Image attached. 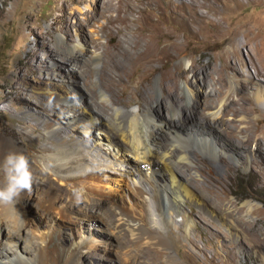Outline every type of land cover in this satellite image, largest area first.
<instances>
[{
	"label": "bare ground",
	"instance_id": "obj_1",
	"mask_svg": "<svg viewBox=\"0 0 264 264\" xmlns=\"http://www.w3.org/2000/svg\"><path fill=\"white\" fill-rule=\"evenodd\" d=\"M79 1L81 0L71 2ZM146 3H149L148 0ZM202 5L198 1L194 8L196 14ZM78 10L81 11V8ZM134 11L138 15H134ZM75 13L76 9L72 8L69 16L64 17L60 26L63 32L73 23L71 17L75 16ZM85 14L87 27L93 33L92 44L83 42L79 35L73 43H68L59 35L62 45L57 48L51 46L49 52L51 65L58 70L54 77H58L59 81L49 83L59 86L63 85L65 77H80L86 86L92 87L93 95L96 94L101 99V104L96 102L94 108L102 114L104 121L99 115H95V111H90L87 117L79 119L78 116L86 112V106L79 98L70 95L72 93L62 97L55 95V99H51L52 109L61 113L64 120L67 115L63 112L71 114L68 119L70 125L76 124L78 118L82 128L103 132L108 143L117 145L116 151L114 149L108 152L113 155L117 164L131 162L126 154L133 155L137 163L126 167L125 172L120 175L134 176L130 182L137 185L130 191L134 192L135 198L128 201L129 206L123 200L114 204L112 200L105 201L100 192L79 185L80 183L77 185L78 178L87 175L98 178L108 168L97 163L93 153L95 146L88 141L87 133H72L68 128L51 122L47 123L46 130L59 138L58 152L51 158L52 161L58 162L59 176L73 188L61 191L51 182H43V179L49 178L50 172L41 163L37 165V171L34 173L31 193L24 191V196L37 197L38 206L42 211L55 208L63 215H70L74 211L86 209L101 213L106 216L114 232L121 233L126 229L134 235L137 247L143 244H157L167 249L169 240L163 232L177 225L174 214L181 213L182 220L178 224L184 225L186 229L192 224L193 220L181 208V203L186 201L207 208L206 211L217 217L221 225L233 229V236H236L238 228L245 225L247 218L244 221L235 219L243 208L238 207L235 200L227 198L218 185L223 178V168L228 167L234 160L239 161L241 157H245V166L251 162L258 163L259 158L264 160V127L254 122L255 107L243 108L245 101L261 104L260 90L258 89L255 97L243 94L236 100L231 98L234 85L224 78L225 72L235 71L239 65L244 64L237 55L233 38L229 37L227 47L220 52L221 69H217L213 62L203 65L197 58H192L190 66L187 67L186 58L182 54L184 42L179 41V35L176 32L157 29L158 18L146 14L145 8H140L135 1L107 0L99 13L86 11ZM100 17L105 21L99 22ZM199 33L197 30L192 32L194 36ZM228 33V28L219 27L212 36L215 40L223 42ZM114 34L119 35L115 44L100 41L101 35ZM256 38L259 43L255 42L254 46L247 47L250 61L255 66V74L261 71L264 73V44L259 35L254 33H248L243 40L248 43ZM174 59L178 61L175 68L171 69L168 64ZM245 75L247 81L240 85L242 90L249 87V78L253 76L252 73ZM202 86L210 88L203 93ZM226 93H229L228 97L224 96ZM201 95L203 102L199 99ZM187 97L191 103L189 107H185L184 100ZM37 103L41 104L40 101ZM162 107L171 113L170 121L163 122L154 115V111ZM26 115L39 120L34 112H27ZM175 117H179L180 122H186L184 129L177 128L179 123ZM161 133L169 136V142L166 141L168 143L159 142ZM117 136L129 145V149H126L128 152L120 150ZM217 139L223 140L222 145H219ZM190 145L207 149L219 159L217 164H208V175L204 182L202 181V189L215 196V199L211 200L214 207L212 209L208 208L203 199L206 195L204 191L199 189L197 193L193 185L188 183L189 179L197 177V172L190 165L179 163L186 161L193 164L195 155L191 152ZM9 150L25 153L18 141L0 136V159ZM154 162L161 163L158 173L167 175L161 184L153 178L151 165ZM107 164L109 168H116L111 160ZM144 165L148 166L149 172L140 171ZM22 194L17 202L18 210L15 214L6 216L8 230L0 234V241L5 239L10 244L8 251L7 247L6 250L0 249V264H69L72 256L87 248L80 234L77 240L70 243L67 250H60L58 237L53 231L31 229V222L23 210ZM246 204L245 208L249 212L261 209L256 204ZM102 219L105 220L104 217ZM23 229L27 230L26 233L22 232ZM172 256L169 254L170 258ZM129 263H139L137 253L130 251Z\"/></svg>",
	"mask_w": 264,
	"mask_h": 264
},
{
	"label": "rangeland",
	"instance_id": "obj_2",
	"mask_svg": "<svg viewBox=\"0 0 264 264\" xmlns=\"http://www.w3.org/2000/svg\"><path fill=\"white\" fill-rule=\"evenodd\" d=\"M71 1L0 0V136L12 138L22 145L30 160L33 176L37 171V165L43 163L50 173L48 172L49 178L42 181L51 182L58 190L68 191L73 187L59 176L58 162L54 160L53 162L51 158L58 152L59 138L49 130L47 131L46 126L51 122L68 128L67 130L72 133L81 135L87 133L88 141L95 146L93 153L97 163H100L102 167L106 165L108 170L98 178H92L89 175L80 177L77 185L80 183L79 185L100 192L104 195L105 201L112 200L114 204H119L123 200L129 206L128 201L135 198L134 192L130 190L137 184L130 182L134 176L120 175V173L125 172L126 167L137 163L133 155L126 154L131 162L117 164L113 155L108 153L114 149L116 151L117 145L108 143L103 132L94 129L89 131L80 125L79 119L87 117L90 111H95V115H99L104 121L102 114L94 108L96 102L101 104V99L98 95H93L92 87L86 86L76 75L72 78L65 77L63 85L51 84L59 80L58 77H54V73L58 70L52 67L49 59L50 47L57 48L62 45L60 36L64 37L68 43H73L79 35L83 42L92 44L93 33L87 27L84 19L85 12L99 13L104 1L107 0ZM130 1H135L140 8L144 7L145 13L149 16L158 18L157 29L176 32L179 35V41L184 42L182 54L186 58L187 67L190 66L192 58H197L203 65L213 62L217 69H221L220 52L227 47L229 37H232L237 55L244 64L239 65L235 71L228 70L224 74L225 80L234 85L231 98L238 100L243 94L255 97L259 89L261 104L245 101L243 108L255 107L254 122L264 127V73L261 71L262 73L255 74V66L250 61V52L247 50V47L254 46L255 42L258 44L259 40L256 38L248 43L243 41L248 33H254L259 35L260 41L264 44V0H148V4L147 0ZM198 1L203 5L196 14L194 8ZM72 8L76 9L75 16L71 17L73 23L63 32L60 26L64 17L69 16ZM78 8H81V11ZM133 13L138 15L136 11ZM75 21H77L76 24ZM98 21L105 20L100 17ZM133 25L135 26L134 23ZM219 27L229 29L223 42L215 40L212 36ZM194 30L200 33L194 36L192 34ZM118 38L117 34L101 35L100 41L113 45ZM177 61V59L172 60L168 64L169 68L174 69ZM246 73L247 75L252 73L253 76L249 78V87L242 90L240 85L247 81ZM209 88L202 86L203 93ZM45 89L52 91L47 92ZM66 94L79 98L86 106V112H82L78 116L79 119L76 118L77 123L74 125H70L68 121L71 114L63 112L65 116L67 115L64 120L63 115L53 110L52 105L49 104L53 97L55 99V95L62 97ZM226 94L224 96L228 97L229 93ZM199 99L202 102L204 100L202 95ZM184 102H186L185 107L191 104L188 97ZM27 112L29 114L34 112L39 120L30 118L26 115ZM154 115L163 122L170 121L172 116L165 107L155 110ZM175 119L179 123L177 128L184 129L186 122H180L179 117ZM120 139L117 136L120 150L128 152L129 145ZM161 141L168 143L169 136L161 133L159 142ZM217 142L222 145L223 140L217 139ZM190 149L195 155L193 164L186 161L179 163L190 165L197 172L195 180L189 179L188 183L193 185V189L199 193V189L203 190L202 184L208 175V164H217L219 159L202 147L192 145ZM109 160L113 161L115 169L107 167ZM243 160L245 161V157H241L239 161L234 160L228 167L223 168V178L218 185L220 190L226 193L227 198L235 200L237 206L243 208L235 219L244 221L247 218L244 221L245 225L238 228L236 236H233V229L221 225L217 217L206 211L207 208H201L191 201L182 202L181 208L193 220L192 224L187 229L184 225H179L182 215L175 213L174 219L177 225L163 232L169 240L167 249L157 244H143L137 247L134 235L126 229H123L121 233L114 232L106 216L101 213L85 209L63 215L55 208L45 210L48 212L46 213L39 208L38 198H28L24 196L26 192L22 194L23 210L31 222V229L40 231L48 229L55 233L60 250H67L70 243L77 240L80 234L87 248L80 254L72 256L69 264H131L129 263L130 251L137 253L138 264H264V160L259 158L258 163L251 162L247 166ZM152 164L153 178L161 184L167 175L162 176L158 173L161 169L160 162ZM154 167L157 169L155 170ZM140 171L149 172L148 166H142ZM203 193L206 194L203 199L208 208H214L211 200H214L215 196L207 191ZM246 203L256 204L261 209L257 212H249L245 208ZM17 210L18 203L0 206V234L8 230L6 216L15 214ZM26 231L23 229L22 232L26 233ZM25 242L27 243L28 239ZM6 247L8 251L9 241L2 239L0 249L6 250ZM10 253L13 254L12 251ZM169 254L173 256L170 258Z\"/></svg>",
	"mask_w": 264,
	"mask_h": 264
},
{
	"label": "clouds",
	"instance_id": "obj_3",
	"mask_svg": "<svg viewBox=\"0 0 264 264\" xmlns=\"http://www.w3.org/2000/svg\"><path fill=\"white\" fill-rule=\"evenodd\" d=\"M0 173V205H14L24 191L31 193L33 174L30 160L24 152L9 150L0 159Z\"/></svg>",
	"mask_w": 264,
	"mask_h": 264
}]
</instances>
